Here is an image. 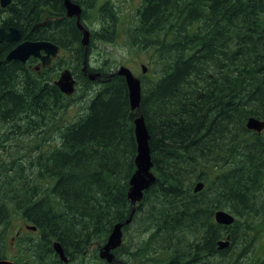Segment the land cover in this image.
Returning <instances> with one entry per match:
<instances>
[{
  "label": "trees",
  "instance_id": "trees-1",
  "mask_svg": "<svg viewBox=\"0 0 264 264\" xmlns=\"http://www.w3.org/2000/svg\"><path fill=\"white\" fill-rule=\"evenodd\" d=\"M71 1L82 10L89 49L115 40L114 3H101L93 17L98 0ZM75 21L62 0L0 7V27L67 54L50 67L5 62L16 44L0 40V148L7 153L0 156V227L19 218L36 228L18 241L13 261L61 264L58 243L68 262L106 264L98 252L120 223L111 264H264V131L246 128L250 117L264 121V0H141L128 43L151 53L157 78H139V111H131L125 80L111 70L119 62L102 58L92 67L87 58V73L99 78L83 72ZM63 69L76 79L70 97L54 86ZM78 92L82 104L71 116ZM140 116L155 182L133 209ZM197 183L204 186L195 193ZM217 210L230 213L233 224L218 225ZM226 237L230 246L219 251ZM7 245L0 237V259H7Z\"/></svg>",
  "mask_w": 264,
  "mask_h": 264
},
{
  "label": "water",
  "instance_id": "water-1",
  "mask_svg": "<svg viewBox=\"0 0 264 264\" xmlns=\"http://www.w3.org/2000/svg\"><path fill=\"white\" fill-rule=\"evenodd\" d=\"M14 0H0V7L5 9ZM63 6L65 9L66 17L75 18L76 26L82 31L81 44L84 53L87 52L90 33L80 23V17L82 14L81 8L73 3L71 0H63ZM50 23L49 20L45 22L35 24L31 31H35L38 28L45 27ZM0 40L6 43H15L16 46L8 52L4 61L5 62H19L25 64L30 58H36L41 61L42 67H47L50 64V59L56 57L58 53V47L47 41H21V34L15 27H9L7 30L0 27ZM87 60L85 59L83 72L88 75L89 80L93 81L99 78V73H87L86 72ZM142 74L146 73V67L141 66ZM116 74L124 78L127 89L131 111L140 110V95H141V83L140 79L135 77L130 69L126 67H119ZM47 86V84L45 85ZM59 91L70 97L75 93L76 80L71 74L69 69H64L59 74V77L54 82ZM246 128L256 133L264 131V121L250 117L246 121ZM134 135L137 145V154L135 157L136 170L130 179V189L128 193V199L130 200L131 206L139 203L143 197L144 191L149 189L155 182V177L151 170L153 167L149 148V135L145 127L143 117L140 116L134 120ZM203 183H197L194 187V192L198 193L203 189ZM134 210L130 217L125 221L124 225H128L131 222V218ZM214 220L218 225L228 227L233 224L234 217L225 210H217L214 213ZM122 224H116L109 235L105 245L99 250L98 257L100 260L105 261L106 264H111L114 261L113 251L120 247L122 243ZM28 230L36 231L35 227H27ZM230 246L229 237L218 242V250L223 251L228 249ZM53 250L58 256L62 264L68 263V258L64 255L63 249L58 243L53 244ZM0 264H20L7 259H0Z\"/></svg>",
  "mask_w": 264,
  "mask_h": 264
},
{
  "label": "rangeland",
  "instance_id": "rangeland-1",
  "mask_svg": "<svg viewBox=\"0 0 264 264\" xmlns=\"http://www.w3.org/2000/svg\"><path fill=\"white\" fill-rule=\"evenodd\" d=\"M109 1L110 3H114L116 10L119 16V25L117 27V37L115 40L109 44H102L99 42L93 43L89 49V64L92 67H97L98 63L102 58H110L113 61L119 62L116 68L111 70H118L119 67L123 66L131 70L133 75L137 78L143 76L141 66L144 65L147 67L146 75L151 78H157V73H153L149 70L150 64V52L139 51L136 47L131 49L129 46L128 39V29L133 26L135 23V15L136 10L140 7L141 0H98L95 3V7L91 10V16H95L97 13V8L101 5V3ZM91 28V26H89ZM90 43V42H89ZM89 48V46H88ZM61 57H64L66 60L67 54L62 52ZM85 58V54H84ZM95 73V72H93ZM77 87V86H76ZM76 92V90H75ZM75 94V93H74ZM81 93L78 92V95H74L73 101L70 103V115L74 116L77 112L80 105L82 103H78L80 100ZM14 143H8L5 145L7 151L13 153L16 149L14 147L10 148L9 145H13ZM9 147V148H8ZM5 150L0 148V156H6ZM26 223L19 219L13 218L11 220L10 225L4 230V226L0 227V237L4 238V241L7 245V260L13 261L14 258L19 253V247L17 243L19 240L27 238L29 236V230L27 229ZM5 231V232H4ZM17 233V234H16ZM16 234V235H15ZM15 235V236H14ZM136 232L131 230L129 234V239L136 240ZM260 246L264 247V234L260 238ZM259 246V251L263 249ZM62 264V262H61ZM68 264H76L74 262H70Z\"/></svg>",
  "mask_w": 264,
  "mask_h": 264
},
{
  "label": "flooded vegetation",
  "instance_id": "flooded-vegetation-1",
  "mask_svg": "<svg viewBox=\"0 0 264 264\" xmlns=\"http://www.w3.org/2000/svg\"><path fill=\"white\" fill-rule=\"evenodd\" d=\"M62 3H63V0H62ZM49 21H50V23L48 24V25H50L51 24V22H52V20L51 19H48ZM75 23H76V21H75ZM47 25V26H48ZM32 29V28H31ZM87 30V29H86ZM20 32V31H19ZM32 32V31H31ZM34 32V31H33ZM90 33V32H89ZM22 41H25V40H23V38H22V36H21V41L20 42H22ZM28 41H33V40H28ZM48 42V41H47ZM51 43V42H50ZM53 44V43H52ZM55 45V44H54ZM16 46V45H15ZM55 46H57L58 47V53H57V55H56V57H54V58H51L50 59V64L47 66V67H50V66H52V65H54V63H56L58 60H61L62 59V57H61V55H62V51H61V49L59 48V46L58 45H55ZM84 51V50H83ZM6 57V56H5ZM31 61H33V62H35V64H37V66H36V68H38V67H42L41 66V61L39 60V59H36V58H30L25 64H27L28 62H31ZM64 70V69H63ZM62 71V70H61ZM61 71H60V73H61ZM87 72V71H86ZM59 73V74H60ZM59 77V76H58ZM58 77H57V79H58ZM74 77V76H73ZM56 79V80H57ZM76 80V79H75ZM77 86V85H76ZM68 263H70V262H68ZM67 263V264H68Z\"/></svg>",
  "mask_w": 264,
  "mask_h": 264
},
{
  "label": "bare ground",
  "instance_id": "bare-ground-1",
  "mask_svg": "<svg viewBox=\"0 0 264 264\" xmlns=\"http://www.w3.org/2000/svg\"><path fill=\"white\" fill-rule=\"evenodd\" d=\"M81 22V21H80ZM89 49V48H88ZM88 49H87V52H88ZM87 52L86 53H84L85 54V58L84 59H86L87 60V58H88V54H87ZM87 67V66H86Z\"/></svg>",
  "mask_w": 264,
  "mask_h": 264
}]
</instances>
